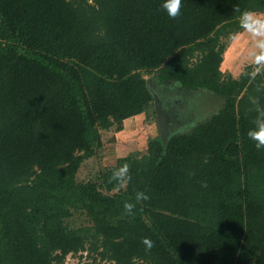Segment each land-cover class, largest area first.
I'll return each instance as SVG.
<instances>
[{"label":"trees","instance_id":"1","mask_svg":"<svg viewBox=\"0 0 264 264\" xmlns=\"http://www.w3.org/2000/svg\"><path fill=\"white\" fill-rule=\"evenodd\" d=\"M161 2L0 0V264L79 253L92 264H264V149L247 136L264 67L238 81L220 71L221 40L264 0H183L175 18ZM151 73L225 106L165 144L148 139L141 161L77 182L101 131L152 105ZM125 163L121 187L112 174ZM75 215L86 224L71 226Z\"/></svg>","mask_w":264,"mask_h":264},{"label":"rangeland","instance_id":"2","mask_svg":"<svg viewBox=\"0 0 264 264\" xmlns=\"http://www.w3.org/2000/svg\"><path fill=\"white\" fill-rule=\"evenodd\" d=\"M258 14L264 15V11ZM239 34L240 38L236 41L231 39L232 35L221 40L225 44L223 62L220 65L223 80L228 76L236 81L243 80V76L254 75L258 71L250 56V52L254 50V39L245 31ZM144 78L153 95L160 99L162 110L168 116L166 120L168 136L190 132L194 126L207 121L211 115L222 111L225 106V97L213 91L203 88L186 90L177 84L159 85L154 73L145 74ZM122 126L121 131H117L115 127L101 131L102 147L97 150L95 156L81 161L76 173L77 182L95 180L99 172L115 166L120 158L141 161L148 155L147 140L160 135L154 100L145 112L125 120ZM69 222L73 227L86 224L85 218L77 215ZM92 262V258L86 253H79L75 256L68 255L62 264Z\"/></svg>","mask_w":264,"mask_h":264},{"label":"clouds","instance_id":"3","mask_svg":"<svg viewBox=\"0 0 264 264\" xmlns=\"http://www.w3.org/2000/svg\"><path fill=\"white\" fill-rule=\"evenodd\" d=\"M182 2L183 0H162L161 7L169 17L175 18L181 13ZM239 25L241 29L249 33L254 39V50L250 52V56L253 64L256 65L259 70L260 67H264V15L251 10L242 11L239 18ZM239 38V33H233L231 36L233 41ZM253 103L255 104L256 101L253 100ZM256 111L257 117L253 121L254 127L247 131V136L249 139L255 141V147L257 149H264V108L257 106ZM112 177L123 187V185L130 180L129 165L127 163L123 164L113 172ZM204 186H206V184ZM136 199L147 200L149 197L146 193L141 191L136 194ZM124 208L131 214L134 204L125 202ZM142 243L145 245L146 250H151L154 244L148 237H144Z\"/></svg>","mask_w":264,"mask_h":264},{"label":"water","instance_id":"4","mask_svg":"<svg viewBox=\"0 0 264 264\" xmlns=\"http://www.w3.org/2000/svg\"><path fill=\"white\" fill-rule=\"evenodd\" d=\"M153 100H154L155 114H156L158 129L160 132V137L162 142L165 144L169 135V130L167 129V123H166L167 115L166 113L163 112L161 106L162 103L156 95H153Z\"/></svg>","mask_w":264,"mask_h":264},{"label":"flooded vegetation","instance_id":"5","mask_svg":"<svg viewBox=\"0 0 264 264\" xmlns=\"http://www.w3.org/2000/svg\"><path fill=\"white\" fill-rule=\"evenodd\" d=\"M167 115V114H166ZM168 117V116H167Z\"/></svg>","mask_w":264,"mask_h":264}]
</instances>
